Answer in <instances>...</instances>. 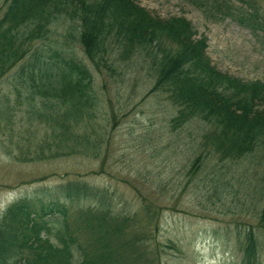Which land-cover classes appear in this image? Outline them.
I'll list each match as a JSON object with an SVG mask.
<instances>
[{
    "label": "rangeland",
    "instance_id": "374dc122",
    "mask_svg": "<svg viewBox=\"0 0 264 264\" xmlns=\"http://www.w3.org/2000/svg\"><path fill=\"white\" fill-rule=\"evenodd\" d=\"M138 2L161 18L188 19L196 36L206 37V52L221 72L264 82V47L234 19L236 2ZM4 9L0 0V17ZM78 36L76 23L60 18L34 40L46 57L57 51L81 59L92 72V105L77 123L69 121L62 139L53 137L61 129L48 117L62 116L66 106L32 91L25 79L30 72L18 65L0 76V222L20 197L56 200L67 208L69 231L82 242L108 230L116 244L132 239L140 263L153 257L157 264H245L243 248L252 232V264H264V139L242 155L221 156L205 143L208 122L195 116L172 126L178 106L164 91H151L150 58L138 50L126 57L120 47L108 49L114 70L97 71ZM70 180L100 188L99 198L64 197L59 187ZM84 216L93 227L84 228ZM43 219V233L57 242L63 218Z\"/></svg>",
    "mask_w": 264,
    "mask_h": 264
},
{
    "label": "trees",
    "instance_id": "16d2710c",
    "mask_svg": "<svg viewBox=\"0 0 264 264\" xmlns=\"http://www.w3.org/2000/svg\"><path fill=\"white\" fill-rule=\"evenodd\" d=\"M223 1L237 3L234 19L264 47V0ZM60 18L76 23L78 42L97 71L114 70L107 63L108 49L120 47V54L126 57L138 50L150 58L155 72L151 91H164L178 106L177 115L171 118L173 127L198 116L211 127L204 135L205 143L223 157L242 155L263 143L264 82L218 70L206 52V37H197L188 19L161 18L138 0H5L0 17V76L18 65L22 73L30 72L25 79L32 91L66 106L62 116L48 117L61 129L54 138L65 137L69 121L77 123V117L92 105L93 76L85 63L61 57L57 51L46 57L34 44L35 39L45 37L52 21ZM69 149L77 152L73 146ZM59 188L69 198L97 200L101 193L86 181L70 180ZM262 199L260 219L264 222V191ZM55 214L64 221L57 242L43 233L45 226L38 221ZM2 218L0 264H130V260L157 264L153 257L137 262L132 239L116 244L108 230L86 245L69 231L67 208L56 200L20 197L6 208ZM83 220L84 228L93 227L86 216ZM256 245L253 233L248 232L243 248L245 264H252Z\"/></svg>",
    "mask_w": 264,
    "mask_h": 264
}]
</instances>
